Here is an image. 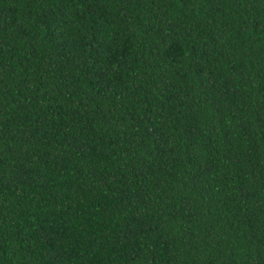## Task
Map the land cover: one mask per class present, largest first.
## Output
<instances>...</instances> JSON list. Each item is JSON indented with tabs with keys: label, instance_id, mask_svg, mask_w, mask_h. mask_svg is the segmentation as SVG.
I'll return each mask as SVG.
<instances>
[{
	"label": "trees",
	"instance_id": "1",
	"mask_svg": "<svg viewBox=\"0 0 264 264\" xmlns=\"http://www.w3.org/2000/svg\"><path fill=\"white\" fill-rule=\"evenodd\" d=\"M0 264H264V0H0Z\"/></svg>",
	"mask_w": 264,
	"mask_h": 264
}]
</instances>
